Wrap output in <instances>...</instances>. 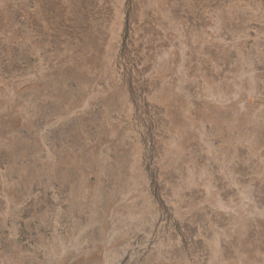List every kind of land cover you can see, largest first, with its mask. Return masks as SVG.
Returning <instances> with one entry per match:
<instances>
[{"label":"rangeland","instance_id":"obj_1","mask_svg":"<svg viewBox=\"0 0 264 264\" xmlns=\"http://www.w3.org/2000/svg\"><path fill=\"white\" fill-rule=\"evenodd\" d=\"M0 264H264V0H0Z\"/></svg>","mask_w":264,"mask_h":264}]
</instances>
